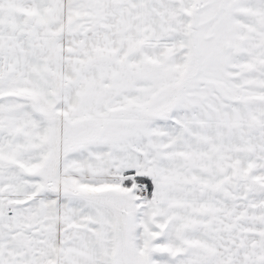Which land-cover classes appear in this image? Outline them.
Wrapping results in <instances>:
<instances>
[{
	"label": "snow or ice",
	"instance_id": "obj_1",
	"mask_svg": "<svg viewBox=\"0 0 264 264\" xmlns=\"http://www.w3.org/2000/svg\"><path fill=\"white\" fill-rule=\"evenodd\" d=\"M0 264H264V0H0Z\"/></svg>",
	"mask_w": 264,
	"mask_h": 264
}]
</instances>
